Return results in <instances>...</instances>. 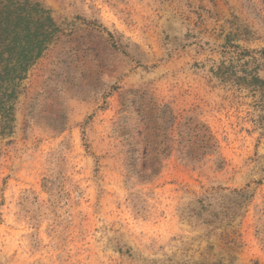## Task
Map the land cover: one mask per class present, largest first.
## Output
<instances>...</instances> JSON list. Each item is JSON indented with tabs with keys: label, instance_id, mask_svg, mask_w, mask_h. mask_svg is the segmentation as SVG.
Returning a JSON list of instances; mask_svg holds the SVG:
<instances>
[{
	"label": "rangeland",
	"instance_id": "rangeland-1",
	"mask_svg": "<svg viewBox=\"0 0 264 264\" xmlns=\"http://www.w3.org/2000/svg\"><path fill=\"white\" fill-rule=\"evenodd\" d=\"M39 1L60 32L0 135V264H264V0ZM223 189L233 243L187 216Z\"/></svg>",
	"mask_w": 264,
	"mask_h": 264
},
{
	"label": "trees",
	"instance_id": "trees-1",
	"mask_svg": "<svg viewBox=\"0 0 264 264\" xmlns=\"http://www.w3.org/2000/svg\"><path fill=\"white\" fill-rule=\"evenodd\" d=\"M59 32L39 0H0V135L13 131L20 86ZM223 191L199 197L187 216L212 231L220 230L221 238L233 243L237 238L234 222L245 204L239 199L244 193L232 190L235 195L230 196Z\"/></svg>",
	"mask_w": 264,
	"mask_h": 264
}]
</instances>
